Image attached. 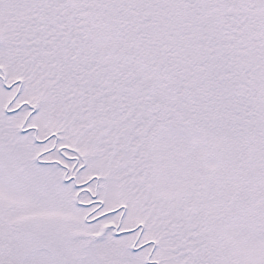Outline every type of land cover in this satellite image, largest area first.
<instances>
[{
  "label": "snow or ice",
  "instance_id": "obj_1",
  "mask_svg": "<svg viewBox=\"0 0 264 264\" xmlns=\"http://www.w3.org/2000/svg\"><path fill=\"white\" fill-rule=\"evenodd\" d=\"M0 264H264V0H0Z\"/></svg>",
  "mask_w": 264,
  "mask_h": 264
}]
</instances>
